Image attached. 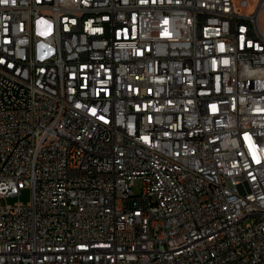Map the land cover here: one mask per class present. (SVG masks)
<instances>
[{"label": "built area", "instance_id": "built-area-1", "mask_svg": "<svg viewBox=\"0 0 264 264\" xmlns=\"http://www.w3.org/2000/svg\"><path fill=\"white\" fill-rule=\"evenodd\" d=\"M0 264H264V0H0Z\"/></svg>", "mask_w": 264, "mask_h": 264}, {"label": "rangeland", "instance_id": "rangeland-1", "mask_svg": "<svg viewBox=\"0 0 264 264\" xmlns=\"http://www.w3.org/2000/svg\"><path fill=\"white\" fill-rule=\"evenodd\" d=\"M240 0H235V2H239ZM139 188H140V183L138 182L137 185L135 186V190H138L139 191ZM31 199V190L30 189H23L20 194H17L15 196H11V197H8L6 199V203L7 204H15V203H18V202H22V203H27L29 202ZM3 202V200H2Z\"/></svg>", "mask_w": 264, "mask_h": 264}]
</instances>
